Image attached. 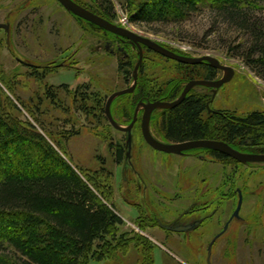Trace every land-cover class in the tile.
Wrapping results in <instances>:
<instances>
[{"label":"rangeland","instance_id":"1","mask_svg":"<svg viewBox=\"0 0 264 264\" xmlns=\"http://www.w3.org/2000/svg\"><path fill=\"white\" fill-rule=\"evenodd\" d=\"M109 1L113 6L112 24L121 27L123 23V27L135 34L184 56H211L234 70L232 80L217 90L209 109L230 111L237 116L264 111V80L228 49L240 42L239 34H226L224 27L214 24L211 17L204 13L196 14L177 26H141L132 21L122 0ZM9 11L13 16L7 20L5 16ZM124 17L127 21H124ZM255 17L264 24V12L256 13ZM4 21H10L11 27L8 35L0 30V77L7 82L0 84V87L21 109V114L14 112V116L33 124L77 168L76 172L85 181L92 178L103 188L108 203L115 206L117 214L124 221L122 230L127 234L124 241H133L134 233L149 239L154 264H207V248L211 239L221 228V222L227 220L235 210L236 200L224 204L219 226L214 225L203 236L197 233L193 236L166 233L149 224L138 226L135 211L137 197L131 196V192L136 193V181L133 183L134 178L129 175L130 167L126 163H115L110 150V146L113 152L115 147H123V134L108 123L105 112H100L92 99L86 104L88 112L73 104V92L77 86L86 85L89 93L101 99L103 111L106 100L113 93L126 89L128 83L118 69L119 56L107 51L101 45L102 36L81 25L56 0H0V23ZM147 57L150 61L152 56ZM152 60L155 58L152 57ZM133 61L136 63L137 59L133 58ZM29 65L35 67L29 68ZM42 65L49 67L45 69L47 74L44 79L38 80V77L31 75L32 69L41 73L44 70ZM157 71L162 78H169L173 74L168 68L162 70L161 64L152 63L149 75ZM219 76L221 78L222 73ZM64 85H67V90L61 88ZM46 87L59 88L56 104L44 98ZM33 117L38 119L37 122ZM69 131L73 132L71 136H68ZM130 147L127 158L132 167L138 169L139 164L140 172L151 186L158 183L164 187L160 188L162 192L158 196H166V200L175 198L177 202L173 203L174 206L185 198L194 197L193 179L188 184L182 182L181 187L175 183L176 178H190L188 176L195 172V161L166 159L155 154L137 134L133 136ZM236 163L220 161L204 166V170L215 173L214 185L217 184L216 177L223 171L226 177L239 173L249 192H252L242 204L240 220L234 219L226 234L214 243L210 263L264 264V168L251 174L253 170ZM123 170H126L130 183H127V179L123 181ZM128 187L130 192H126ZM120 195H125L129 206L123 203ZM153 198L157 199V195H151V200ZM185 206L188 204L182 202L181 207L184 209ZM141 248L132 242L127 253L119 254L112 260L90 264H142Z\"/></svg>","mask_w":264,"mask_h":264},{"label":"trees","instance_id":"2","mask_svg":"<svg viewBox=\"0 0 264 264\" xmlns=\"http://www.w3.org/2000/svg\"><path fill=\"white\" fill-rule=\"evenodd\" d=\"M72 1L113 23V6L109 0ZM122 2L132 21L141 26H177L196 14L208 15L214 24L226 29V34L235 32L241 36L240 42L232 48L224 44L264 80V24L255 17L256 13L264 12V0ZM76 20L95 34L106 39L114 38L111 33ZM221 37L223 41L224 35ZM122 41L124 47H134L128 41ZM127 54L129 57L124 56L127 60L119 56L118 69L129 85L133 82V58L137 59V54L129 49ZM152 57V63L162 65ZM150 61L146 54L134 92L116 98L111 104V115L120 125L132 121L137 103L162 98L171 102L179 97L187 81L212 80L217 74L206 64L188 66L167 61L163 66H168L173 74L166 78L173 81L159 83L155 74L148 73L152 65ZM46 71L39 73L32 69L31 75L43 80ZM0 84L7 82L0 77ZM174 84L178 86L173 87ZM61 88L67 90V85ZM58 89L46 87L44 98L56 104ZM81 89L84 91L81 92ZM88 90L86 85L77 86L73 92V104L88 112L86 104L92 99L98 110L104 112L103 101ZM202 90L205 89L190 91L171 110L155 111L151 118L153 133L174 143L214 140L222 141L242 153H264V111L244 116L221 111L206 116L208 95ZM14 112L20 115L21 109L0 87V264H90L127 253L132 242L142 246V264H154L149 239L134 233L133 241H124L127 236L122 230L124 221L115 206L108 203L103 188L92 178L85 181L76 172L77 168L33 124L14 116ZM33 118L37 122L38 119ZM71 134L73 132L69 131L68 136ZM114 149L113 152L110 146L115 163L120 165L124 147ZM210 156L219 161L236 163L216 152Z\"/></svg>","mask_w":264,"mask_h":264},{"label":"flooded vegetation","instance_id":"3","mask_svg":"<svg viewBox=\"0 0 264 264\" xmlns=\"http://www.w3.org/2000/svg\"><path fill=\"white\" fill-rule=\"evenodd\" d=\"M12 16H13V13L11 11H9L6 13L5 17L7 20H10ZM73 18L77 19L75 17H73ZM0 24L8 25L9 31H10V27H11L10 21L5 22V23H0ZM1 30L4 31L3 29H1ZM4 33H5V31H4ZM113 36H114V38H111V39H106L103 36L102 37L103 42L101 43V45L107 51L109 50L111 52V54L121 56L120 58L123 60L124 59L127 60V58H125V57L128 56V54L126 55L128 49L133 51V52H136L137 61H138V49H137V47L134 45H133L134 47L130 46V48L124 47L125 45H123L124 42L122 40H125V39L117 37L115 35H113ZM164 48H166V47H164ZM166 49H168V48H166ZM146 51H150V50L142 47L143 59H142L141 66L139 67V70L143 67V63L145 61L146 54L147 55L152 54L154 56L157 55V57H154V58L156 60H158L159 62H162V70L164 68L168 67V66L167 67L163 66L164 64L167 63V61H170L173 64L177 63V62H174L172 60L166 59V58H164V57H162V56H160V55H158L152 51H150L151 53H148ZM175 53L178 55H182V54H179L177 52H175ZM137 61H136V63H137ZM136 63H135V65H136ZM178 64H180V63H178ZM135 65H134V67H135ZM28 67L34 68L35 66L29 65ZM48 67L49 66L42 65L41 68L45 70ZM133 70H134V68H133ZM139 70H138V72H139ZM152 71H156V70H152ZM216 71H217V74H216L215 78H213L212 80H206V81H217V80H219L220 79L219 75L221 74V72L218 70H216ZM154 74L156 75L157 82H159V83L160 82L164 83V82H170V81L172 82L173 81L170 79L168 80L167 78H162V76L160 75V73L158 71L154 72ZM202 80H205V79L201 78V79H193V80L187 81L183 85L182 91L189 82H191V81H202ZM130 86H131V84H129L126 87V89L129 88ZM172 86L176 87V86H178V84H174ZM201 89H205L202 91H203V93L208 95V99L206 101V104L208 101L211 100L212 97H213V99H212V102H213V100L216 96L217 90H214L211 88H205V87H196V88H193L192 90H201ZM182 91H181V93H182ZM181 93H180V95H181ZM127 95H129V94H127ZM176 99H178V97ZM176 99H174L171 102H174ZM156 101L171 103V102L166 101L164 98H162L160 100H156ZM156 101H150V103L156 102ZM143 102L147 103L148 101L144 100ZM206 104H205V107H206ZM136 106H135V108H136ZM156 111L159 112L162 110H156ZM219 112H221V111L211 110V109H210V111H208L206 108V115L207 114H209V115L210 114H217ZM153 113H152V115H153ZM142 115H143V111L140 110V112L138 113V116H137V121L131 129L130 139H129L128 133L121 132L124 136L123 147H124L125 152L123 154V159H122V162L120 165H123L126 163V165L128 167H130L128 170L129 175L133 176V178H134L133 183H134V181H136V185H137V187L135 188L136 193L131 192V196L136 195V197H137V203H136L137 205H135L136 206L135 211H136L137 221L139 222L137 224L138 226L142 225V224L143 225L149 224V225H152L153 227H155V228H157L163 232H166V233H172V234H176V235H185V236H191V235L193 236L197 233V235L203 236L204 235L203 233L206 232L208 229L212 228L214 225L219 226V218L223 215L220 213V211H221V209L224 208V204L231 202V201H234V200H236V202L238 204L239 196H241L242 204H243L246 196H247V198H249V195H252V192H249V190L247 189L248 187L246 186V183L242 180L243 176L240 175L239 173L231 174V177H226L224 175V171H223V173H220V175H218L216 177L217 178V184L216 185L213 184L214 179H215V176H214L215 173L209 172L208 170L206 171L204 169H205V167H207L206 165H213L215 163L220 162L219 160H216L212 156H210V154L215 153V152H211V151H208L206 149H197V150H202V151H196V149H195V150L186 151L182 155H173V154H165L162 152H158V151L150 148L145 143V140L143 139L142 134H141V117H142ZM152 115H151V118H152ZM129 124H127V125L118 124V125L123 126V127H127ZM153 131L154 130L152 128L151 119H150V132H151V135L154 139H156L157 141H159L160 143H163V144H180V143L165 141L160 136L154 134ZM135 134H137L142 139L144 144L150 150L154 151L155 154H158L160 156H165L166 159L167 158L172 159V160L173 159H179V160L189 159V160H193V161H195V163H197L195 165V167L197 166V168H195V167L193 168V171H195V172H193V174L191 176H188L190 178H187L185 176H184L185 180H182L180 178H176L177 182L175 184L179 187H181L180 185L182 184V182L183 183L186 182L188 184V183H191L192 182L191 180L193 179V182L191 184H193V186H192L193 190L192 191L194 192L193 193L194 197L185 198V200H182V202H185L188 204V206H185L184 209L181 207L182 202H178V204L176 203L174 206L173 203H175V201L177 202V200H175V198L170 197L171 199L166 200L167 199L166 196H162V198L160 196H158L159 194L161 195V192H162V190L160 188L162 187V189H163L164 187L161 185H158V183H156V185H158V187L156 185L151 186L150 181H147L146 176L140 172V165L138 164L139 168L136 169V167H132V165L130 164V159L127 158L128 157V154H127L128 149L126 147L132 145L133 136ZM196 141H202V140H196ZM186 142H192V141H186ZM181 143H185V142H181ZM244 154H264V153L247 152ZM238 165H242V164L238 163ZM201 166L203 167L202 170H201ZM242 166L245 168H249V169L253 170V171H251V174L255 173L258 169L264 168V165H250V164H248V165H242ZM125 172H126V170H123L121 172L122 177H123V181L126 182V179H127V183H130V180H128L129 179L128 174H126ZM126 192H130L129 187L126 189ZM155 194L157 195V199L153 198L151 200V195H155ZM213 196H214V198H213ZM120 199H122L123 203H125L126 205L128 204L125 195H122L120 197ZM165 204H167V205H165ZM127 206H129V205H127ZM178 206H180V208ZM236 207H237V205H236ZM241 207H242V205H241ZM234 211H233V213H234ZM233 213L229 216V218L227 220L221 222V224H222L221 228L213 235L211 241L213 239H215L217 236H219V237L216 239V241L218 239H220L221 237H223L226 234L230 223L234 219L240 220V215H239L240 211L238 213L239 217L233 218L231 220ZM135 221L136 220H134V222ZM169 226H172L174 228H176V227H187L188 230L186 232H183V233H174V232L168 231L166 229ZM163 239L167 240L164 237H163Z\"/></svg>","mask_w":264,"mask_h":264},{"label":"water","instance_id":"4","mask_svg":"<svg viewBox=\"0 0 264 264\" xmlns=\"http://www.w3.org/2000/svg\"><path fill=\"white\" fill-rule=\"evenodd\" d=\"M56 1L67 13H69L73 17L80 19L86 23H89L105 32L111 33L112 35L123 38L126 41L130 42L132 45L136 46L138 49V61L133 70V74H132L133 82L131 86L127 89L113 93L106 100V103H105L104 112H105L106 120L115 130L119 132L128 133L129 139H130L131 129L137 121L138 113L140 112V110H142L143 115L141 117V134H142L143 139L145 140V143L153 150H156L158 152H162L165 154L182 155L186 151L195 150V149H206L211 152L222 154L242 165H248V164L264 165V154H244V153L234 150L233 148H231L229 145H227L226 143L222 141L202 140V141L185 142V143H180V144H163L157 141L156 139H154L151 135L150 119L154 111L171 110L175 108L185 99L186 95L193 88H196V87H205V88H211L214 90H218L220 87L229 83L232 80L234 76V70L231 67L223 66L217 59L211 56H202V57L194 58V57H188L184 55H178L174 51L168 50L164 48L162 45H159L158 43L144 36L135 34L134 32H131L122 27H118L112 24L111 22L92 13L91 11L80 6L79 4L75 3L72 0H56ZM1 29H3L6 35H8L9 33L8 25L0 24V30ZM142 47L149 49L150 51L166 59L172 60L174 62L183 64V65L195 66V65L206 64L209 67L220 71L222 73V77L217 81L202 80V81L189 82L183 89L178 99H176L174 102H171V103L160 102V101H156L152 103L139 102L135 108L131 123L127 127L120 126L115 122V120L113 119L111 115V112H110L111 104L116 98L123 96V95L131 94L134 92L135 87H136V82H137L138 70H139V67L141 66L142 59H143ZM21 63L24 64L23 62ZM212 99L213 97L206 104V108L208 111H210L209 105L211 104ZM126 148L128 149L127 154L129 155V151L131 147L127 146ZM241 205H242V199H241V196H239V201L231 217V220L233 218L239 217L238 213L241 209ZM166 229L174 233H183L188 230L187 227L174 228L172 226H169ZM218 237L219 236L213 239L207 248V259H206L207 264H211L210 258H211L212 247Z\"/></svg>","mask_w":264,"mask_h":264},{"label":"built area","instance_id":"5","mask_svg":"<svg viewBox=\"0 0 264 264\" xmlns=\"http://www.w3.org/2000/svg\"><path fill=\"white\" fill-rule=\"evenodd\" d=\"M124 21H127L126 17H124ZM123 26H124V24L122 23V24H121V27L124 28V29H126V30H129V29L123 27ZM129 31H130V30H129ZM131 32H132V31H131ZM126 224L129 225L127 222H126ZM135 231L138 232V229L135 228Z\"/></svg>","mask_w":264,"mask_h":264}]
</instances>
